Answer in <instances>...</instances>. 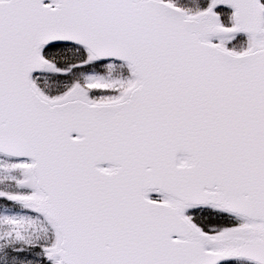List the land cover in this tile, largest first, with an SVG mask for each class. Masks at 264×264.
Masks as SVG:
<instances>
[{
	"label": "snow or ice",
	"instance_id": "1",
	"mask_svg": "<svg viewBox=\"0 0 264 264\" xmlns=\"http://www.w3.org/2000/svg\"><path fill=\"white\" fill-rule=\"evenodd\" d=\"M0 264H264V0H0Z\"/></svg>",
	"mask_w": 264,
	"mask_h": 264
}]
</instances>
